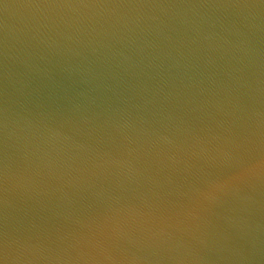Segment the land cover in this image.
<instances>
[{"label":"water","instance_id":"1","mask_svg":"<svg viewBox=\"0 0 264 264\" xmlns=\"http://www.w3.org/2000/svg\"><path fill=\"white\" fill-rule=\"evenodd\" d=\"M0 264H264V0H0Z\"/></svg>","mask_w":264,"mask_h":264}]
</instances>
